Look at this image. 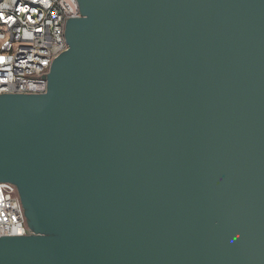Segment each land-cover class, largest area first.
Listing matches in <instances>:
<instances>
[{"label": "water", "instance_id": "95a60500", "mask_svg": "<svg viewBox=\"0 0 264 264\" xmlns=\"http://www.w3.org/2000/svg\"><path fill=\"white\" fill-rule=\"evenodd\" d=\"M43 94H0V264H264V0H77Z\"/></svg>", "mask_w": 264, "mask_h": 264}, {"label": "built area", "instance_id": "2783aa9c", "mask_svg": "<svg viewBox=\"0 0 264 264\" xmlns=\"http://www.w3.org/2000/svg\"><path fill=\"white\" fill-rule=\"evenodd\" d=\"M77 0H0V94H43L54 58L67 50L65 25ZM17 187L0 182V236L32 234Z\"/></svg>", "mask_w": 264, "mask_h": 264}]
</instances>
